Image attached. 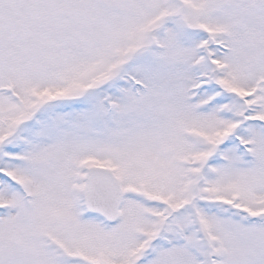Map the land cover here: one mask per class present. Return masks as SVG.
Instances as JSON below:
<instances>
[{"label": "snow or ice", "instance_id": "obj_1", "mask_svg": "<svg viewBox=\"0 0 264 264\" xmlns=\"http://www.w3.org/2000/svg\"><path fill=\"white\" fill-rule=\"evenodd\" d=\"M0 264H264V0H0Z\"/></svg>", "mask_w": 264, "mask_h": 264}]
</instances>
